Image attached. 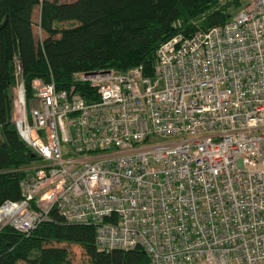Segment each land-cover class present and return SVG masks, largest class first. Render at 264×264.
I'll return each instance as SVG.
<instances>
[{"label":"built area","instance_id":"1","mask_svg":"<svg viewBox=\"0 0 264 264\" xmlns=\"http://www.w3.org/2000/svg\"><path fill=\"white\" fill-rule=\"evenodd\" d=\"M155 55L152 74L73 72L91 99L40 77L26 97L14 56L12 121L36 159L0 229L28 234L55 210L147 264H264V0Z\"/></svg>","mask_w":264,"mask_h":264},{"label":"trees","instance_id":"2","mask_svg":"<svg viewBox=\"0 0 264 264\" xmlns=\"http://www.w3.org/2000/svg\"><path fill=\"white\" fill-rule=\"evenodd\" d=\"M239 0H0V202L22 197L20 181L36 154L20 138L12 116L14 56L26 97L35 77L57 88H75L86 99L95 90L73 80L75 71L124 70L142 64L152 74L156 48L168 37L225 23ZM39 6L36 39L33 11ZM92 224L67 222L57 211L28 234L0 229V264H71L63 253L44 252L55 242L81 246L88 264H147L140 246L98 249Z\"/></svg>","mask_w":264,"mask_h":264},{"label":"rangeland","instance_id":"3","mask_svg":"<svg viewBox=\"0 0 264 264\" xmlns=\"http://www.w3.org/2000/svg\"><path fill=\"white\" fill-rule=\"evenodd\" d=\"M247 2V0H239V4L237 6L235 5H230L228 8V11L232 14L233 12L236 11V9L244 5ZM39 16V6L36 5L33 11V20H34V25H33V30L35 33V37L37 40H39L40 37L44 35V32L40 31L39 27L37 26V20ZM156 139H160V137H157ZM153 140H155L153 138ZM44 252L47 253H63L67 257L70 258L71 264H88L87 257L82 251V248L78 244L74 243H66V242H55L51 244L48 248L44 250ZM19 264H29L28 262H20Z\"/></svg>","mask_w":264,"mask_h":264}]
</instances>
